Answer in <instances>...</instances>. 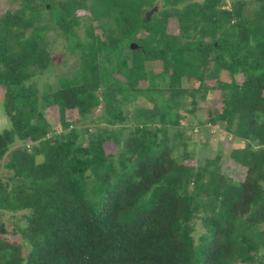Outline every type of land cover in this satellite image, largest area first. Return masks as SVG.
Wrapping results in <instances>:
<instances>
[{"label":"trees","instance_id":"obj_1","mask_svg":"<svg viewBox=\"0 0 264 264\" xmlns=\"http://www.w3.org/2000/svg\"><path fill=\"white\" fill-rule=\"evenodd\" d=\"M157 1L20 0L0 16V210L26 220L0 223V264H264V0H161L148 19ZM51 30L85 77L50 92L33 79ZM196 126L241 144L189 164Z\"/></svg>","mask_w":264,"mask_h":264},{"label":"rangeland","instance_id":"obj_2","mask_svg":"<svg viewBox=\"0 0 264 264\" xmlns=\"http://www.w3.org/2000/svg\"><path fill=\"white\" fill-rule=\"evenodd\" d=\"M247 1L251 2L252 0H247ZM19 3L20 0H0V16L3 14V12L6 9L9 8L15 9L16 7H18ZM162 4L163 3L161 0H158L156 2L155 12L161 9ZM227 4L228 6L230 5V0H227ZM108 17L104 18L105 20L102 19L97 22L86 20L83 23L84 25H81L77 28L80 37L83 40L88 38L85 31V26H89L91 30H95L97 33H99L100 31L98 28L99 26L105 24L106 26L111 25L112 22L109 21ZM48 37L52 41L51 53H52L53 62L50 64V66L44 73L39 74L33 79L34 84L41 91L43 89H47L48 91L51 92L59 87H67L81 83L84 80L85 75L80 73L79 70L81 68L80 64H78L77 62L79 58V53L78 52L72 53L68 49L67 40L63 36H61L57 30L49 31ZM125 43L126 41H124V47L126 46ZM130 47L131 44L129 45V49ZM125 52L129 53L128 50H125ZM197 84L198 83H196V85ZM28 86H30V84ZM3 98H4V87L0 86V132H2L6 128L11 127V120L7 116L4 109ZM212 98L213 97L209 96L206 101L200 103L202 109L198 112L197 119L201 120L207 118L208 108L210 105L214 103L215 100ZM103 107L104 106L102 104L99 107L95 108L92 114L90 115V117H97L100 114H102ZM48 116H50L51 121L56 122L58 120L56 111H51V113ZM136 120L137 118L133 117L131 120L132 121L131 125H133L136 122ZM85 123L88 124V121H86ZM208 126L209 125H207V127ZM196 127H195L196 130L194 129L195 135H192V139L191 141H189L187 147L189 157L185 158V162L189 164H193V165L197 164L198 160L202 159L204 156H213L217 151H223L224 153L233 146H235V144H241L240 141L231 140L227 136L224 130L218 128H211L210 132H212V135L208 136L207 134L204 133L205 131H202L203 133L201 132L200 134L199 130L201 129V127L200 126H196ZM60 128L61 126H59L57 131H59ZM109 148L112 151L115 150L112 144L109 145ZM224 169H226V167H224ZM10 174L11 172L4 166V164H1L0 178L6 179V177L9 176ZM205 174H206V179L210 181L211 176L208 173V171H205ZM24 214L25 211L11 212V211L0 210V223H4L9 228H11L13 224H16L20 227H24L26 224ZM254 232H256L257 237L261 240V242L264 245V224L257 226ZM193 234L196 241H199V238L203 234H205V229L201 224L200 220H196V228ZM9 237L11 239L21 240L19 234L16 232H12L11 234H9Z\"/></svg>","mask_w":264,"mask_h":264},{"label":"water","instance_id":"obj_3","mask_svg":"<svg viewBox=\"0 0 264 264\" xmlns=\"http://www.w3.org/2000/svg\"><path fill=\"white\" fill-rule=\"evenodd\" d=\"M156 7H153L148 13H147V18L150 19L151 15L155 12ZM137 44L136 43H131V48H136Z\"/></svg>","mask_w":264,"mask_h":264}]
</instances>
